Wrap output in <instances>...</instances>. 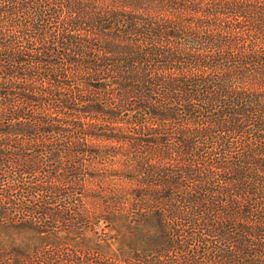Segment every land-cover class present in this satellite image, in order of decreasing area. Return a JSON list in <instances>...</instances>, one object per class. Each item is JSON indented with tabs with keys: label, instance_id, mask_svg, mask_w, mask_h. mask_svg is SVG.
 Here are the masks:
<instances>
[{
	"label": "trees",
	"instance_id": "16d2710c",
	"mask_svg": "<svg viewBox=\"0 0 264 264\" xmlns=\"http://www.w3.org/2000/svg\"><path fill=\"white\" fill-rule=\"evenodd\" d=\"M0 264H264V0H0Z\"/></svg>",
	"mask_w": 264,
	"mask_h": 264
}]
</instances>
